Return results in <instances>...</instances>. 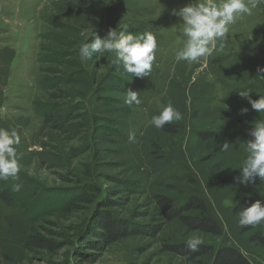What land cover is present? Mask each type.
Segmentation results:
<instances>
[{"label":"rangeland","instance_id":"1","mask_svg":"<svg viewBox=\"0 0 264 264\" xmlns=\"http://www.w3.org/2000/svg\"><path fill=\"white\" fill-rule=\"evenodd\" d=\"M190 2L0 0V128L20 136L18 177L0 180V264H189L163 244L223 240L174 221L159 224L155 237L132 235L100 251L87 243L102 213L158 224L152 196L180 199L190 191L203 192L219 209L224 240L264 264V222L241 226L240 215L229 212L237 200L264 192V182H227L231 174L243 175L248 131L264 119L237 92L264 95V73L257 75L264 67V0L230 26L222 49L198 62H177L187 38L171 10ZM110 28L156 37L149 75L127 73L112 53L80 56L84 43ZM174 82L184 93L182 119L175 121L182 131L176 144L165 137L156 155L151 118ZM129 91L139 105L125 103ZM243 108L249 111L241 115ZM206 132L224 136L229 149L211 154L213 145L200 139Z\"/></svg>","mask_w":264,"mask_h":264},{"label":"clouds","instance_id":"2","mask_svg":"<svg viewBox=\"0 0 264 264\" xmlns=\"http://www.w3.org/2000/svg\"><path fill=\"white\" fill-rule=\"evenodd\" d=\"M257 6L256 0H191L190 3L178 9L173 8L171 15L178 17L183 24V34L187 38L182 49L176 53L177 62H198L201 58L211 56L217 46L222 49L223 41L228 38L230 26L235 24L242 15H252V9ZM157 40L151 32L133 35L127 30L117 31L109 29L107 34L96 38L91 43H84L79 54L82 58H90L94 54L112 53L114 64H121L123 69L134 76L149 75L156 58ZM264 73V67L257 68V75ZM264 77V76H261ZM239 96L246 99L255 112L264 115V95L253 99L249 90L237 91ZM128 105L141 103L136 92L129 91L125 97ZM248 108L241 109V115L247 113ZM182 114L169 101L158 115H153L151 125L162 129L165 124L180 121ZM250 139L246 142L247 158L243 160L240 169L242 179L240 183H255L257 179L264 182V119L255 121L249 129ZM129 135V139H133ZM20 143V136L15 130L0 128V180L9 177L17 178L20 165L17 160L16 145ZM223 149L227 151L229 144ZM22 185H15L19 191ZM264 222V206L260 201L251 204L240 213L241 226H255ZM203 241L198 237L187 240L186 245L192 252L198 251V245Z\"/></svg>","mask_w":264,"mask_h":264},{"label":"trees","instance_id":"3","mask_svg":"<svg viewBox=\"0 0 264 264\" xmlns=\"http://www.w3.org/2000/svg\"><path fill=\"white\" fill-rule=\"evenodd\" d=\"M171 86L170 95H168L167 99H164V105L170 101L173 107L179 110L181 105L184 104V93L181 91L179 83L174 82ZM152 127L154 131L150 134V140L153 144L152 147L157 149L156 155L162 154L160 146L164 143L165 137L167 141L176 144L182 131V124L175 121L171 124H165L162 129ZM200 139L201 141H210V144L213 145L211 153L213 155L224 150L223 145L225 143L229 144V140L224 136H216L207 132L201 134ZM248 139H250L249 136ZM154 150L152 148V155H155ZM241 177L239 172L231 174L227 178V182L232 186H237L240 183ZM4 196L6 198L10 197L6 193ZM152 198L159 215V220H161L160 223L142 225L116 218L109 212H104L101 216L97 217L99 219L97 220L98 222L95 225L96 228H94L93 234L90 235L92 239L88 241L87 248L100 251L132 235L145 234L155 237L162 228V225L159 224L175 221L185 231L200 232L215 238H221L223 241L218 245L203 242L201 245H198V251L196 252L188 249L186 245L187 241H168L163 244V251L177 255L189 264H254L247 252L239 247L238 244L230 240H224L225 221L221 214H219V209L214 210L211 201L203 192L190 191L185 193L180 199H173L165 194L155 193ZM256 201H260L261 205L264 206V192L257 191L254 194L237 200L233 207L229 209V212L232 215L238 216ZM261 237L259 238L264 242ZM33 244L38 246L40 240L35 239Z\"/></svg>","mask_w":264,"mask_h":264}]
</instances>
